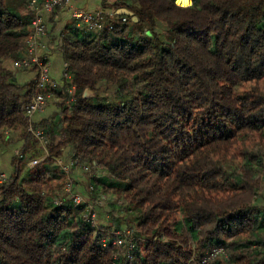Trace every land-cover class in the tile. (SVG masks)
Wrapping results in <instances>:
<instances>
[{
    "label": "trees",
    "instance_id": "trees-1",
    "mask_svg": "<svg viewBox=\"0 0 264 264\" xmlns=\"http://www.w3.org/2000/svg\"><path fill=\"white\" fill-rule=\"evenodd\" d=\"M32 1L0 0V152L11 133L31 137L35 83L11 67ZM191 1L105 0L101 31L63 34L71 81L34 124L48 156L25 171L14 157L0 181V264H264V0ZM68 152L70 168L105 173L91 193L123 196L135 229L114 209L97 227L75 204L57 163Z\"/></svg>",
    "mask_w": 264,
    "mask_h": 264
},
{
    "label": "built area",
    "instance_id": "built-area-1",
    "mask_svg": "<svg viewBox=\"0 0 264 264\" xmlns=\"http://www.w3.org/2000/svg\"><path fill=\"white\" fill-rule=\"evenodd\" d=\"M72 1L73 0H46L42 5H39L36 0L31 2V7L34 9V15L31 19V28L33 32L28 38L27 48L23 54V58L12 62V68L14 70H31L35 73V84L32 96L25 109L27 117L31 120L34 115L40 113L46 108L53 97L52 90L56 89L51 78L50 64L44 54V46L42 43L43 37H45L48 32L47 23L43 17V13L46 12L50 14L58 7H67ZM177 5L180 7H189L192 5V1L190 0V5L188 6ZM103 14V11L89 13L79 9L72 10V17L78 22L77 25L79 28L84 26L88 30H94L96 32L103 29ZM123 21H126V19H123ZM66 69L67 65L65 64L64 79L71 81L70 75L66 72ZM29 132H32L40 140L43 139V134L41 132H35L34 129L31 128L29 129ZM39 162L40 161L35 160L33 165H37ZM68 168L64 169L67 171ZM4 178L5 176L0 175V181ZM70 188L71 185L68 187V192L72 193ZM74 201L75 204L80 205L83 200L80 196L74 195ZM94 217L95 214L93 213V220ZM118 244H121L120 240L118 241ZM220 252L221 250H217L215 254ZM214 255L212 257H214ZM209 261L211 262V260Z\"/></svg>",
    "mask_w": 264,
    "mask_h": 264
},
{
    "label": "rangeland",
    "instance_id": "rangeland-1",
    "mask_svg": "<svg viewBox=\"0 0 264 264\" xmlns=\"http://www.w3.org/2000/svg\"><path fill=\"white\" fill-rule=\"evenodd\" d=\"M78 22L76 20H74V27L76 28ZM79 30H83V26L79 28ZM55 101L53 100V98L49 101L48 105L46 107H48L49 105H51V103H54ZM58 105L55 104L54 109L58 110ZM35 123L33 122V120L30 121L29 125H28V132L29 129H34L35 130ZM30 136L29 139L26 140L27 136L21 137L20 134L17 133H11V136H15L18 135V139H19V147L17 149L14 150V157H17L18 159V168L22 171H25L27 167H33L35 165H33V162L36 161H42L43 159H45L48 156L47 151H45V144H44V140H40L39 138H37L32 132H29ZM11 145H9L6 149L2 150L0 153L3 152H10ZM46 152V154H45ZM44 155L45 158H42L41 156ZM70 153H66V156H64L61 160V158H58V164L62 167V168H69L66 171L67 174V178L66 180L68 181V186H67V191H68V187L69 185H71V192L74 193L75 195H78L82 198V204L83 203H88L89 204V209L92 211V213L95 214L94 220L92 219L93 223L95 226H102V227H108V225H110L111 219L113 217V215L111 214V211L114 210H118L119 215H124L123 219H122V228L124 230H129L132 228H136V219L134 218V214L133 212H129L127 214H124L123 211L121 210V207L124 206V198L123 196L119 197L118 195H116L115 193H111L109 192L107 194V197L104 201L100 200V197L96 196L94 193H91L92 191V186L90 184V179L93 175H96L97 177H103L104 176V172H98L97 174H94L92 172V170L88 167L89 165H82V164H77L75 166H72L70 168V164L72 163L71 157H70ZM6 157V156H5ZM5 157H2V161L5 160ZM5 161H3L4 164ZM6 163V162H5ZM4 170V169H3ZM12 171H13V165H12ZM12 171L10 173L8 172H2L0 170V175L5 176V177H9L12 173ZM96 192V191H95ZM93 197H96L95 199H93ZM93 208V209H92ZM127 215V216H126ZM130 236L129 237H134L135 238V234L132 233V230H130ZM121 234V232H118L116 235ZM132 241V238L130 239ZM210 262V261H208ZM209 264V263H208Z\"/></svg>",
    "mask_w": 264,
    "mask_h": 264
},
{
    "label": "crops",
    "instance_id": "crops-1",
    "mask_svg": "<svg viewBox=\"0 0 264 264\" xmlns=\"http://www.w3.org/2000/svg\"><path fill=\"white\" fill-rule=\"evenodd\" d=\"M105 0H73L71 4L67 7H64L54 14L52 13H43V17L47 23L48 32L45 37L42 39L44 46V54L46 55L49 64H50V74L53 83L57 88H60L64 85V67L65 62L63 54L61 51L62 48V36L65 32H68L71 28H74V18L72 17V10L79 9L89 13H94L98 11H103L104 13H111L112 11L108 8L103 7ZM110 3L115 2L116 0H107ZM12 70H14L11 67ZM17 80L20 84L26 85L28 83H35V73L31 70H14ZM55 101L46 107L40 113H37L32 117L34 123H38L45 120H50L55 114L60 111L59 106L58 110L54 109L55 104L58 105L57 100L52 97ZM11 150L10 152L0 153V170L2 172L10 173L12 171V160L14 156V150L17 149L20 145L18 144L19 139L18 135L10 136ZM46 151V150H45ZM46 154V152H45ZM6 156V157H5ZM2 157H5L3 164ZM45 158L44 155L41 156ZM4 169V170H3Z\"/></svg>",
    "mask_w": 264,
    "mask_h": 264
},
{
    "label": "water",
    "instance_id": "water-1",
    "mask_svg": "<svg viewBox=\"0 0 264 264\" xmlns=\"http://www.w3.org/2000/svg\"><path fill=\"white\" fill-rule=\"evenodd\" d=\"M119 15H129V16H133V13L126 10V9H120L118 12H117ZM134 21H136L137 19L134 17L133 18ZM93 96L92 92L89 91V90H86L85 93H84V97L85 98H88V97H91Z\"/></svg>",
    "mask_w": 264,
    "mask_h": 264
},
{
    "label": "bare ground",
    "instance_id": "bare-ground-1",
    "mask_svg": "<svg viewBox=\"0 0 264 264\" xmlns=\"http://www.w3.org/2000/svg\"><path fill=\"white\" fill-rule=\"evenodd\" d=\"M177 4L182 6H188L190 5V0H177Z\"/></svg>",
    "mask_w": 264,
    "mask_h": 264
}]
</instances>
